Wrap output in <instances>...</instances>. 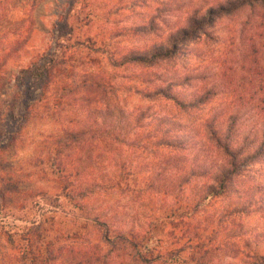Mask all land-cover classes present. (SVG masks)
I'll use <instances>...</instances> for the list:
<instances>
[{"label":"rangeland","instance_id":"374dc122","mask_svg":"<svg viewBox=\"0 0 264 264\" xmlns=\"http://www.w3.org/2000/svg\"><path fill=\"white\" fill-rule=\"evenodd\" d=\"M199 4H202V0H22L18 2L17 14L30 19L25 21V26H30L31 30L27 42L18 51L19 57L9 66L13 72L17 65L25 64L35 54L46 52L53 28L58 27L64 31L67 28L64 26L65 21H69L73 37L80 39L90 36L104 50L99 52L95 49L88 50L82 45L84 49L81 51L82 55L75 54L76 61L71 77L77 78L86 68L94 71L98 68L103 69L111 74L109 83L112 84V92L107 94L104 101L93 102L87 99L84 104L80 98L84 91L79 87L72 104L63 106L58 111L51 110V106L56 104L52 101L57 85L55 84L39 116L25 123L22 119L23 121L8 125L6 130L9 134L0 139V146H3L0 147V203L1 194L6 193L5 199L14 206L18 205L14 212L21 217H8L7 220L22 228L26 223L21 219L39 216L45 220L55 215L54 212H57L56 215L66 216L63 214L74 210L70 204L73 199L56 195L57 182L49 173L54 166L49 165L47 155L50 160L53 158L57 149L55 141L65 136V132L62 134L61 130L67 124H82L87 127L92 122L93 116L88 114L86 109L117 105L124 108L131 118L140 115V119L135 122L136 126L132 133L122 138L123 141L101 137V140L92 142L93 146L97 144V150L91 153L86 171L98 175L104 173L107 178L110 177L109 183L113 184L120 175L124 177L128 174L129 177L121 179L118 187L93 194L90 198V206L95 210H105L106 215L113 222L136 226L153 220V224L162 230L155 251L164 252V257L154 261L153 264H178L177 260L180 256L194 252L195 248L185 246L188 243L183 242L184 237L188 235L187 231L190 235L195 227L198 234L204 236L215 232L216 239L206 257L209 264H247L244 260L247 262L251 260L248 257L244 259L243 253L249 254V248L245 245L246 240L252 251L264 254V206L258 207L260 202L264 204V151L249 163V168L245 169L242 175L236 176L239 187L245 190L241 200L246 207L232 218L219 214L224 204L228 203L226 197L222 196L211 198L204 210L198 211L195 217L187 219L186 216H179L181 205L176 214L169 215L170 206L173 204V208L178 206L175 204V199L168 193L165 194L164 187L160 188V191L147 188V183L142 179L150 177L154 172L163 171L162 179L168 177L167 180L165 179L166 184L169 186L173 184L168 189L174 188L176 195L180 196L182 193L184 197L193 192L200 193L203 187L206 188V185L211 183L210 178L214 176L213 172L216 170V158L213 155L218 157L219 154L206 153L213 149L207 146L208 143L203 144L204 138L200 140L198 134L192 137L190 125L194 124L198 129L197 122L215 109L223 107L220 120L226 119L229 113L236 112L239 113L237 120L234 118L236 122H241L242 119V122L251 126L258 113L254 107L257 106L258 109L264 106L259 100L250 99L254 90L258 89V83H253L251 80L252 72L248 70L249 67L241 68L238 61L243 54L239 45L240 42H244L237 39L240 25L234 20H216L212 23V27L205 25V28H208L207 31L211 36L222 38L216 40L205 36L201 33L202 27L206 24L200 22L202 11L196 14L199 21L194 20L198 24L194 21L190 22L192 8ZM189 30L190 34L185 35ZM199 34L200 37H196ZM231 37L234 44L229 45L226 42ZM174 43L177 47L174 49L175 52L171 53L174 54L171 60L161 59L152 65L131 63L117 69H112L107 62L108 53L116 59H121L127 54L139 52L149 54L152 49L159 46L169 49ZM80 58H84L81 63ZM225 58L231 61L233 69L223 67L222 61ZM262 59L258 61L260 66L264 63ZM93 64L102 67L92 66ZM199 74L207 75L208 80L204 82L192 78ZM185 77L191 78L189 83L183 80ZM179 78L183 82L174 86L172 92L178 93L180 97L190 95L192 91L197 90V87L200 90L203 85L209 86L213 81H217L221 90L214 98L188 112L180 110L172 100L163 98L160 93L151 94L157 88L165 89L169 81ZM9 93L12 94L10 83L0 93V129L6 127L9 121L6 120L12 104L9 98H6ZM175 118L185 122V125L174 132L178 135H188V139L194 140L195 144L192 146L189 144L188 149L174 152L168 147L153 146L154 127L161 122L163 128H166L169 121ZM97 120L98 128L100 127L101 130L113 123L112 118L104 116L97 117ZM21 122L24 126L19 133H16ZM171 157L178 162L176 171L174 168L170 169ZM190 168L194 172H206V175H190ZM179 175H183L187 181L184 183L179 179ZM155 186L158 185L153 182V187ZM248 194L250 197H245ZM217 219L220 222L218 226ZM58 220L62 226L60 228L67 227L69 232L77 227L76 223V227L72 226L68 219ZM42 226H48V223L44 222ZM97 232L95 227L86 229L83 237L89 238L88 242H94ZM232 232L240 236L229 235ZM219 240H221L220 244ZM71 241L61 239L59 245H68ZM175 247L179 248L178 254L166 255L165 250ZM122 254L120 250L115 251L109 263L119 264L121 259L115 256ZM172 260L175 262H170Z\"/></svg>","mask_w":264,"mask_h":264},{"label":"trees","instance_id":"16d2710c","mask_svg":"<svg viewBox=\"0 0 264 264\" xmlns=\"http://www.w3.org/2000/svg\"><path fill=\"white\" fill-rule=\"evenodd\" d=\"M21 1L0 0V93L5 90L7 84L10 83L12 86V94L9 93L6 97L9 98V102H12L6 119L9 121L6 127L0 129V139L7 137L9 134L6 128L10 123L22 119L25 123L39 116L41 108L45 105L46 100L50 98V91L55 84L57 85L54 89L55 93L52 101L56 104L51 106V110L58 111L61 110V107L72 104L76 90L79 87L84 91L80 97L84 104L87 99L93 102L104 101L107 94L112 92V84L109 83L111 74L103 69L98 68L94 71L86 68L82 70L77 78L71 77V71L76 61L75 54L82 55L81 51L84 50L82 45H85L88 50L95 49L97 52L104 50L90 36H84L80 39L73 37L69 21H65L64 26L67 28L64 31L58 27L53 28L46 52L35 54L25 64L17 65L13 72L9 66L19 57L18 51L27 42L31 30L30 26H25V21L30 19L17 14L18 2ZM200 11L203 12L200 15V22L201 24L206 23L202 27L201 33L213 39L219 40L222 37L211 36L205 25L212 27L214 21L222 19L234 20L240 25L237 39L244 42H240L239 45L243 50V54L242 57L238 58V61L241 68L243 66L249 67L248 70L250 73L252 72L251 80L253 83H258V89L254 88L255 90L250 99L259 100L264 104V63L261 66L258 63L260 58L264 60V0H202V4L195 5L192 8L190 22L199 18L196 14ZM65 18L68 20L66 16ZM197 21H194V23H197ZM199 29L201 30V28ZM184 32L185 30H183ZM190 32L189 30L185 35L190 34ZM196 37H200V34ZM232 39V37L227 39L226 43L229 45L234 44ZM96 45L97 47H95ZM171 46L169 49L161 46L155 47L149 54L142 52L127 54L121 59H116L108 53L107 62L112 69L131 63L152 65L161 59L171 60L174 55L171 53L175 52L174 49L177 47L175 43ZM83 60L84 58H80L79 62L81 63ZM227 61L226 58L222 61L223 67L233 69V65L230 64L231 61ZM92 66L102 67V65L95 64ZM207 77L204 74L192 76V78H198L204 82L206 79L208 80ZM190 79V77H185L183 80L189 83ZM183 80L180 78L171 80L167 83L165 89L157 88L151 94L160 93L163 98L172 100L180 110L188 112L195 107L197 109L200 105L202 106L206 101L218 95L221 90L217 81H213L209 86L203 85L200 90L197 87V90L192 91L190 95L180 97L178 93L172 91L174 86L181 85ZM256 107L254 109L258 113L251 126L242 122V119L241 122H236L239 117V113L236 112H231L226 116V119L220 120L219 116L222 115L223 107L215 109L203 120L197 122L198 129L195 128L194 124L190 125L192 137L198 134L199 139L204 138L202 143H208L207 146L213 149L206 151V153L215 152L219 154L217 157L211 153L216 158V170L213 172L214 176L210 178L211 183L207 184L206 188L203 187L200 193L193 192L191 195L184 197L181 192L180 196L176 195L174 188L168 189L173 185L166 184L168 177H165L166 180L162 179L163 171L154 172L150 177L142 178L147 183V188L160 191V188L164 187L166 189L165 194L168 193L169 196L175 199V204L178 206L176 208H173L174 204L170 206L169 215L176 214L181 205L182 210L178 214L179 216H186L187 219L195 217L198 211L204 210L211 198L221 196L226 197L228 203L220 209V216L232 218L236 213L245 209L246 206H243L241 200L245 190L239 187V180L236 176L248 169L249 163L264 151V106L258 109ZM86 111L93 116L92 122L87 127L82 124H67L61 130L62 134L65 132V136L57 138L55 141L57 149L53 154V158L50 160L47 155L49 165L54 166V169L49 173L53 175V179L57 182L56 195L57 197L73 199L70 204L74 210L63 214L66 216L56 215L57 212H54L55 215H51L50 218L45 220H42L39 216L21 219L26 224L22 228H18L19 226L7 220L8 217H21L14 212L18 205L14 206L8 203V200L5 199L6 193L1 194L0 264H116L115 262L109 263V260L112 259L113 253L119 250L123 253L122 256H115L120 257L119 264H153L154 261L156 262L159 258L164 257V252L162 253L160 250L156 253L157 251H155L162 230L153 224V220L144 222L145 224L143 222L139 223L136 226L135 224L134 226L127 223L122 224L111 221L105 210H101V212L90 206V198L93 194L101 190L106 191L118 187L121 179L129 177L128 174L124 177L120 175V178L116 180L117 182L113 184L109 183L111 179L110 177L107 178L104 173L98 175L86 171L87 165L90 163L91 153L93 154L97 150V144L93 146L92 142L97 139L101 140V137H111L116 141H123L122 138L132 133L133 128L136 126L135 122L140 119V115L131 118L124 108L117 105H105L104 108L94 107L86 109ZM101 116L113 119V123L103 130L100 127L98 128L99 121L97 117ZM259 118L260 120H258ZM161 120L163 121L164 118ZM183 125H185V122L176 118L170 120L166 128H163L161 122L158 123L152 130L155 135V137L153 136L155 139L153 146L168 147L173 152L188 149L189 144L192 146L195 141L188 139L186 134L178 135L177 132H174L181 129ZM23 126L22 122L18 124L16 133H19ZM73 148L74 151H72ZM169 162L170 169L174 168L176 171L178 167L177 160L171 157ZM189 171L191 172L190 175H206V172H194L191 168ZM178 177L184 183L187 181L183 175ZM153 182L158 186L153 187ZM248 196L250 197L249 194L245 195V197ZM263 206L262 202L258 204L259 208ZM165 218L168 217L165 216ZM58 219H68L72 226H75L76 223L77 227L75 226L76 228L69 232L67 227L60 228L62 226H60ZM44 222L48 223V226H42ZM219 223V219H217V226ZM92 227L97 228L98 232L95 234L97 237L94 242H88L87 239L89 238L83 237V232ZM191 232L193 233L189 235L187 231L188 235L184 237L183 243H188L185 246L196 250L185 256H180L177 260L178 264H209L206 257L216 239L215 232L213 231L214 234L209 233L204 236L198 234L196 227ZM229 235L240 236V234H233V232ZM61 239L72 241L68 245H59ZM245 242L246 247L249 248V254L241 251L239 253L244 254V259L248 257L251 261H244L247 264H264V254L252 251L248 241ZM220 243L221 240H219ZM235 251L238 252L237 248ZM178 252V247L165 250L166 255L178 254ZM164 261L166 260L164 259ZM170 262H175V260Z\"/></svg>","mask_w":264,"mask_h":264}]
</instances>
